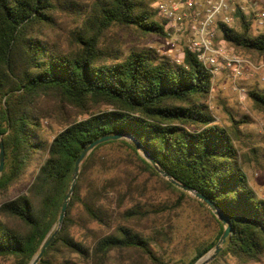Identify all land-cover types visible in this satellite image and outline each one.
I'll use <instances>...</instances> for the list:
<instances>
[{
    "label": "trees",
    "instance_id": "16d2710c",
    "mask_svg": "<svg viewBox=\"0 0 264 264\" xmlns=\"http://www.w3.org/2000/svg\"><path fill=\"white\" fill-rule=\"evenodd\" d=\"M157 1L0 0V196L32 167L25 189L0 203V257L12 258V264H29L56 229L83 149L120 133H128L164 171L202 193L228 219L230 233L218 256L242 263L264 258V199L249 182L242 165L248 158L238 145L239 127L247 120L230 116L226 125L216 119L209 104L213 75L188 50L177 63L153 47L125 52L118 38L106 36L114 28L163 34ZM58 13L73 15V24L58 27ZM252 25L237 14L235 25L220 28L239 55L264 56V31L253 34ZM246 94L264 112V91ZM44 120L57 123L58 130L47 131ZM119 151L134 171L144 168L159 177L134 141L96 145L80 165L63 221L37 264H114V252L127 255L120 264L175 263L153 249L161 247L158 237L168 242V232L156 220L143 225L150 210L134 195L135 175H125ZM117 168L123 180L108 175ZM120 182L127 186L123 193ZM109 190L117 191L114 204L107 200ZM79 209L85 216L81 238L72 233ZM211 215L218 233L180 264H193L220 238L224 225Z\"/></svg>",
    "mask_w": 264,
    "mask_h": 264
},
{
    "label": "rangeland",
    "instance_id": "374dc122",
    "mask_svg": "<svg viewBox=\"0 0 264 264\" xmlns=\"http://www.w3.org/2000/svg\"><path fill=\"white\" fill-rule=\"evenodd\" d=\"M79 1L86 2L88 0ZM57 20L58 27L62 28L64 21L73 24L75 17L68 13H58ZM262 31H264V28H256L252 25L251 32L253 34ZM106 36L118 38L121 43L120 46L125 52L130 48L145 46L153 47L163 55L168 56V54H170L168 49L161 43L158 36H143L135 31L126 32L117 28L108 32ZM243 57L249 59L255 65H260V69L251 70L250 68H245L243 75L239 78H234L226 72H221L213 77L209 104L213 109L216 119L223 124L229 125L231 123L230 116L236 119L247 120L246 123L241 124L239 127L241 135L238 145L240 144L242 146L245 157L248 158L242 165L256 194L264 199V112L257 110L253 106L247 94H245V98L241 100L238 90L236 89L243 88L246 93L251 89L264 91V56H257L255 54L247 56L246 54V56ZM54 104L56 103H53V105ZM101 109H104V106L101 107ZM68 114L69 116H73L76 113L68 110ZM43 125L47 131L52 133L56 132L59 128L57 123L52 124L46 120L43 121ZM121 139L130 142L134 141L132 137H123ZM251 148H253L252 151L254 152L256 160L252 157V153L249 152ZM139 153L141 154L140 151ZM119 154L122 165L125 164L127 166L124 167L127 170L125 175L129 178H133L135 175L132 187L134 195H141L143 210H150L149 219H145L143 225L149 226L151 221L154 222V220H156V223L168 232V242L162 241L160 237H158L161 247L158 248L157 246H153L157 254L161 255L166 260L171 262L174 261L175 263L173 264H180V261H187L192 257L197 246L206 245V243L215 237L219 231V224L212 217V212H209L206 207L200 205L198 202L200 201L199 199L186 191V196H180L177 191L171 189L164 183L167 179L160 174L159 177L152 175L148 171H145L144 168L140 173H138L136 169L134 171L131 167L132 163H129L128 159L125 157L126 153L119 151ZM260 166H262V168H260ZM31 171L32 167L28 168L21 180L12 186L7 194L0 196V203L14 197L18 192L25 189L26 182L30 181ZM130 171L132 173H130ZM121 173H124L123 169L117 168L116 171H111L108 175L115 178L119 176L118 179L123 180L124 175ZM120 185L123 186L121 189L123 193L127 186H125L124 182H120ZM106 197L111 204H114L117 199V191L109 190ZM127 200L128 199L125 201ZM75 215L77 223L74 225L72 233L75 237L81 238L82 226L85 224V216L82 209L76 210ZM87 225L93 227V224ZM222 247L219 252L222 250ZM212 252L213 247L202 257H207L211 255ZM219 252L205 264H264V258H262L261 262L242 263L227 256H218ZM64 255L67 258L73 257V255L67 253ZM126 258L127 255L125 253L114 252L112 253L111 260L114 264H120L124 262ZM12 262V258L0 257V264H12Z\"/></svg>",
    "mask_w": 264,
    "mask_h": 264
},
{
    "label": "built area",
    "instance_id": "2783aa9c",
    "mask_svg": "<svg viewBox=\"0 0 264 264\" xmlns=\"http://www.w3.org/2000/svg\"><path fill=\"white\" fill-rule=\"evenodd\" d=\"M263 4L264 0H158L155 9L164 22L163 34L158 38L177 63L183 60L184 50H188L213 77L226 72L239 78L245 68L259 70L261 66L236 53L223 38L220 25L231 27L237 14H242L256 28H264ZM236 89L243 100L245 90Z\"/></svg>",
    "mask_w": 264,
    "mask_h": 264
},
{
    "label": "water",
    "instance_id": "95a60500",
    "mask_svg": "<svg viewBox=\"0 0 264 264\" xmlns=\"http://www.w3.org/2000/svg\"><path fill=\"white\" fill-rule=\"evenodd\" d=\"M123 137H131V136L128 133H125V134L120 133V134H116V135L103 136V137H100V138L94 140L92 143H90L87 147H85L83 149V151L81 152L79 158L75 162L74 169H73V174H72V178H71V182H70V185H69V189H68V191H67V193H66V195H65V197L63 199V202H62V207H61V211H60V214H59V217H58L57 227L52 232L50 237L44 242V244L42 245V248L39 251V253L32 258V260L30 261L29 264H37L41 254L43 253V251L45 250V248L47 247L49 242L52 240V238L54 237V235L58 231V229H59V227H60V225H61V223L63 221L69 198H70V196H71V194H72V192L74 190L75 183H76V180H77V176H78V173H79L80 165H81L82 161L84 160V158L99 143H102V142H105V141H109V140L120 139V138H123ZM133 140L136 143V147L141 152L142 156L154 166L156 171L162 177L167 179L169 182H171L176 187H178V188H180V189H182V190H184L186 192L191 193L194 197H196L200 201L204 202L210 208L211 212L224 225V230H223L220 238L218 239V241L214 245L212 254L207 256V257H204V258L200 257L193 264H205V263H207L209 260H211L219 252V250L221 249L222 245L226 241V238H227L228 234L230 233V222L228 221V219L224 216V214L216 207V205L210 199H208L202 193L194 190L193 188H191V187H189L187 185H183L180 182H178L177 180H175L169 173L164 171L157 164V162L146 152V150L139 144V142H137L134 138H133ZM3 166H4V145H3V141H2L1 133H0V173H1L2 169H3Z\"/></svg>",
    "mask_w": 264,
    "mask_h": 264
}]
</instances>
